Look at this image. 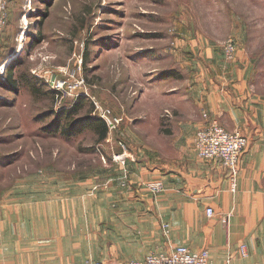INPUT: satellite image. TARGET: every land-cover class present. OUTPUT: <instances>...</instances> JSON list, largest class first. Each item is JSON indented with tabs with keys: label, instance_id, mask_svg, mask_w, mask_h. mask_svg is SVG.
Here are the masks:
<instances>
[{
	"label": "rangeland",
	"instance_id": "1",
	"mask_svg": "<svg viewBox=\"0 0 264 264\" xmlns=\"http://www.w3.org/2000/svg\"><path fill=\"white\" fill-rule=\"evenodd\" d=\"M44 8L36 0L9 3L0 34L2 203L25 181L34 196L44 178L53 181L50 186L84 184L85 202L96 192L103 195L98 204L105 201L109 186L118 191L128 186V161L151 162L162 146L168 151L164 131L179 133L169 123L175 102L161 95L160 73L175 69L183 89L197 70H209L215 61L233 64L242 51L253 64L264 57V0H53L42 18L36 10ZM202 40L219 54L206 60L195 46L175 49ZM10 65L19 82L15 90L5 82ZM23 77L33 86L23 85ZM53 82L63 84L58 97L45 95L56 91ZM72 92L84 101L76 119L108 112L114 128L103 142L89 129L69 139L45 133L50 115L74 103ZM119 156L126 157L124 165L115 161ZM148 183L139 186L143 194L158 197L147 193ZM96 232L99 238L103 229Z\"/></svg>",
	"mask_w": 264,
	"mask_h": 264
},
{
	"label": "crops",
	"instance_id": "2",
	"mask_svg": "<svg viewBox=\"0 0 264 264\" xmlns=\"http://www.w3.org/2000/svg\"><path fill=\"white\" fill-rule=\"evenodd\" d=\"M201 42H181L175 49L195 46L206 60L219 54L209 41ZM214 63L197 70L183 89L175 69L159 74L161 95L175 102L169 123L179 133L164 131L170 136L168 151L162 146L151 162L128 161V186L120 191L109 186L100 205L102 193L85 202L84 184L50 186L48 178L40 180L34 196L25 181L23 189L0 202V264L126 263L180 245L207 250L211 264H264V57L253 64L242 51L233 64ZM211 122L247 139L234 185L219 162L196 156L194 135ZM154 180L163 182L164 191L147 198L139 186ZM114 198L118 203L102 207ZM163 223L169 226L167 237Z\"/></svg>",
	"mask_w": 264,
	"mask_h": 264
},
{
	"label": "built area",
	"instance_id": "3",
	"mask_svg": "<svg viewBox=\"0 0 264 264\" xmlns=\"http://www.w3.org/2000/svg\"><path fill=\"white\" fill-rule=\"evenodd\" d=\"M7 6L8 0H0V34L6 25L7 20ZM226 51L228 56L233 52V46L227 45ZM52 88L57 93L63 89V84L60 82H53ZM73 101L75 102L80 96L71 93ZM108 112L102 111L99 118L106 123L109 129H113L114 125L108 120ZM247 146V139L239 132H228L222 129L215 122H211L204 127L198 129L194 136V150L197 158L203 161H217L220 165L230 173L232 184L234 185L236 175L239 169V162L242 153ZM126 157L119 156L115 159L121 165L125 164ZM146 191L152 196L161 194L164 190L163 182L154 180L146 184ZM207 217H212L214 211L212 208L206 209ZM230 215L222 218L224 226H228ZM161 231L165 237L169 232L168 224H161ZM239 255L246 256L244 246L238 249ZM210 255L207 250L192 252L185 246H169L165 251L148 254L142 261H129L126 263H113L105 261H93L87 259L84 264H211Z\"/></svg>",
	"mask_w": 264,
	"mask_h": 264
},
{
	"label": "trees",
	"instance_id": "4",
	"mask_svg": "<svg viewBox=\"0 0 264 264\" xmlns=\"http://www.w3.org/2000/svg\"><path fill=\"white\" fill-rule=\"evenodd\" d=\"M37 2L42 3L45 8L43 10H36L42 18H45L46 10L49 8L53 2V0H36ZM10 2L15 3L16 0H8V4ZM17 64L15 65V67ZM22 84L27 86L31 85L30 79L27 77L22 78ZM5 82L7 85L11 87L10 90H15V87L18 85V81L12 73L11 65L5 68ZM33 89V88H32ZM34 94L37 93V90H33ZM56 91H48L45 92V95H50L51 97H58ZM84 109V101L83 99H77L68 109L64 110L61 113H53L50 116H53L51 124L48 128H45L44 131L46 134L50 135H60L65 139H69L79 135L83 130L89 129L95 136L98 142H103L107 138L108 128L106 123L101 120L99 117L86 116L82 117V119H76L79 116V113ZM65 121V124H62Z\"/></svg>",
	"mask_w": 264,
	"mask_h": 264
},
{
	"label": "bare ground",
	"instance_id": "5",
	"mask_svg": "<svg viewBox=\"0 0 264 264\" xmlns=\"http://www.w3.org/2000/svg\"><path fill=\"white\" fill-rule=\"evenodd\" d=\"M19 51V50H18Z\"/></svg>",
	"mask_w": 264,
	"mask_h": 264
}]
</instances>
